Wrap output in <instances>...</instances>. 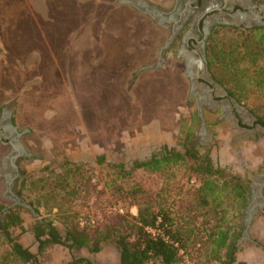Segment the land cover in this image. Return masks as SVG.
Returning <instances> with one entry per match:
<instances>
[{
    "label": "rangeland",
    "instance_id": "obj_1",
    "mask_svg": "<svg viewBox=\"0 0 264 264\" xmlns=\"http://www.w3.org/2000/svg\"><path fill=\"white\" fill-rule=\"evenodd\" d=\"M189 1L0 0V203L22 207L24 229L13 231L33 252L38 243L30 228L37 219L59 226L63 213H77L88 225L106 216L117 220L126 207L111 186L116 177L111 164L123 162L129 169L164 145H179L193 131L215 162L252 181L235 264H264V126L257 122L264 115V83L240 102L216 81L217 66L210 68V34L200 56L185 48L188 35L198 37L201 14L183 5ZM221 16L213 27L239 23ZM236 27L220 30L211 45L219 51L232 45L244 29ZM7 113L11 122L4 125ZM8 125L13 137L1 131ZM14 150L20 153L8 185L3 173L11 177L9 161L3 167L2 161ZM66 161L68 183L52 191L51 170L59 173ZM124 182L142 183L150 191L165 186L161 175L141 170ZM169 186L168 193L185 197L197 184L180 174ZM57 191L61 206L52 207L47 197ZM130 211L136 215L137 207ZM191 250L182 251V264H197L198 253ZM8 251L0 244V264H21L8 261ZM74 254L101 264L120 261L114 245L96 254L53 245L39 260L60 264Z\"/></svg>",
    "mask_w": 264,
    "mask_h": 264
},
{
    "label": "trees",
    "instance_id": "obj_2",
    "mask_svg": "<svg viewBox=\"0 0 264 264\" xmlns=\"http://www.w3.org/2000/svg\"><path fill=\"white\" fill-rule=\"evenodd\" d=\"M224 28L240 29L227 24L212 28L207 39L212 52L208 63L210 68L217 66L213 72L216 81L241 102L243 95L264 83V27L241 29L240 39L219 51L211 41ZM257 122L264 126V115H258ZM194 139V132L190 131L179 145H164L149 157L134 161L129 169L123 162L111 164L116 168L111 186L120 193L119 200L126 211L115 221L106 216L93 225L83 224L77 213H63L62 226L52 219H37L30 228L38 243L37 252L14 234V228L24 229L22 207L0 203V244L9 247L7 260L40 264L39 255L53 245L65 246L73 253L85 250L91 254L114 245L120 255L118 264H182V251L192 252V248L198 253L197 264H235L246 232L244 217L253 194L252 181L215 162L211 149ZM97 159L99 163L106 162L103 155ZM68 165L63 162L59 173L51 170L56 176L52 191L63 189L68 183ZM138 170L161 175L165 186L159 191H150L139 182H127L125 186V179ZM180 174L195 179L197 184L192 186L193 191H186L185 197L167 191L169 183ZM58 196L59 192H54L47 197L53 199L52 207L61 206ZM132 206L137 207L136 215L130 211ZM60 264L101 263L74 254L70 261Z\"/></svg>",
    "mask_w": 264,
    "mask_h": 264
},
{
    "label": "flooded vegetation",
    "instance_id": "obj_3",
    "mask_svg": "<svg viewBox=\"0 0 264 264\" xmlns=\"http://www.w3.org/2000/svg\"><path fill=\"white\" fill-rule=\"evenodd\" d=\"M183 5L185 7L193 6L194 8L199 10V12H201L195 24V30L198 34V37L194 38L188 35L187 38L183 40L185 48L194 51V54L197 57L201 55V51L199 48L202 45V42L205 41L208 35L211 33L213 25L221 22L219 19H217L220 18V16L222 15L221 13H223L224 15L222 16L227 19L237 18L239 20V23L223 21L228 25H243L244 28H252L255 26L264 27V0H190L189 3H183ZM242 14L244 16H242ZM208 28L210 29L209 33L207 32ZM202 66L203 64L201 62L197 64V67L201 70ZM202 81L207 87H211V89L213 90V83L211 81L207 80L206 78H203ZM2 118H4V125H7L11 122L9 120V113L5 114V117ZM12 128V126H3L1 131L3 133L9 131L11 137H13L14 132L12 131ZM2 137L6 138L4 136ZM8 138L9 137H7V139ZM11 146L13 148L12 144ZM19 153L20 152L18 150H14L12 153H8L9 155L7 154L5 159H3L2 161V167L6 164V161H9L8 168L9 170H11V177H8L9 175L3 173V177L7 180L8 185H10V180L14 179V175L16 173L15 167L17 166L16 158Z\"/></svg>",
    "mask_w": 264,
    "mask_h": 264
},
{
    "label": "built area",
    "instance_id": "obj_4",
    "mask_svg": "<svg viewBox=\"0 0 264 264\" xmlns=\"http://www.w3.org/2000/svg\"><path fill=\"white\" fill-rule=\"evenodd\" d=\"M151 232H153V234H155V232L153 231L154 229H149Z\"/></svg>",
    "mask_w": 264,
    "mask_h": 264
},
{
    "label": "water",
    "instance_id": "obj_5",
    "mask_svg": "<svg viewBox=\"0 0 264 264\" xmlns=\"http://www.w3.org/2000/svg\"><path fill=\"white\" fill-rule=\"evenodd\" d=\"M242 16H244V15L242 14ZM207 30H208L207 32L209 33L210 32V29L208 28Z\"/></svg>",
    "mask_w": 264,
    "mask_h": 264
}]
</instances>
